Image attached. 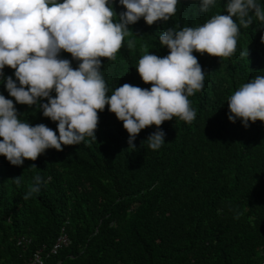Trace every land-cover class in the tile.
<instances>
[{
	"label": "trees",
	"instance_id": "obj_1",
	"mask_svg": "<svg viewBox=\"0 0 264 264\" xmlns=\"http://www.w3.org/2000/svg\"><path fill=\"white\" fill-rule=\"evenodd\" d=\"M256 2L264 9V0ZM226 3L216 0L203 12L200 0H178L168 21L149 26L141 18L128 25L116 60L101 58L106 94L125 83L150 90L136 67L145 53L169 54L159 36L227 15ZM109 6L114 21L126 11L119 0ZM250 15L247 28L237 20L231 57L193 52L205 72L203 89L188 98L196 117L163 122L160 149L147 144L155 125L142 129L131 149L123 122L106 105L98 112L95 141L85 137L62 151L46 149L20 166L0 155V264H29L36 253L43 264H264V122L245 127L239 119L229 121L227 103L239 87L264 75V22ZM129 39L136 42L132 49ZM58 58L73 69L80 63L63 50ZM2 71L0 95L13 101L21 122L44 124L58 135V122L39 107L47 99L17 103L6 89L7 77L19 86L15 70ZM20 176L17 186L13 179ZM36 176L40 190L24 200ZM61 229L69 244L52 253ZM20 239L28 243L17 245Z\"/></svg>",
	"mask_w": 264,
	"mask_h": 264
},
{
	"label": "clouds",
	"instance_id": "obj_2",
	"mask_svg": "<svg viewBox=\"0 0 264 264\" xmlns=\"http://www.w3.org/2000/svg\"><path fill=\"white\" fill-rule=\"evenodd\" d=\"M126 8L116 13L109 0H0V75L8 66L14 75L6 78V89L19 104L39 107L43 116L58 122V135L44 124L31 126L18 118L14 103L0 95V155L14 166L25 159L35 161L46 149L62 151V145H79L85 137L96 140L98 112L108 106L129 134V147L146 127L157 131L148 139V148L158 150L165 143L160 126L173 117L191 123L196 112L189 97L204 87L205 72L193 52L218 58L231 57L236 51L239 25L247 28L252 15L264 22V9L256 0H227V15L215 14L202 26L172 28L159 36L170 52L164 57L145 53L136 67L150 90L125 83L109 97L101 74V58L115 61L128 25L141 18L150 26L168 21L176 13L178 0H119ZM216 0H200L201 11L208 12ZM234 17L236 19H234ZM239 21V25L237 23ZM264 43V36H261ZM129 39L127 47H135ZM61 50L80 61L77 69ZM247 51L242 56H247ZM55 91L53 98L51 92ZM229 121L264 122V75L243 84L228 98ZM35 168V165L32 166ZM23 177L13 179L19 186ZM41 177L33 178L24 200L38 193Z\"/></svg>",
	"mask_w": 264,
	"mask_h": 264
},
{
	"label": "built area",
	"instance_id": "obj_3",
	"mask_svg": "<svg viewBox=\"0 0 264 264\" xmlns=\"http://www.w3.org/2000/svg\"><path fill=\"white\" fill-rule=\"evenodd\" d=\"M28 241L24 240V239H20L17 242V245H24L27 244ZM69 244V241L67 239V237L65 236L63 230L61 229L59 232L58 237L55 239V242L53 244V247L51 249V252L54 253L56 252V250L62 248V247H66ZM29 264H43L40 256L38 255V253L33 255L32 260L29 262Z\"/></svg>",
	"mask_w": 264,
	"mask_h": 264
}]
</instances>
